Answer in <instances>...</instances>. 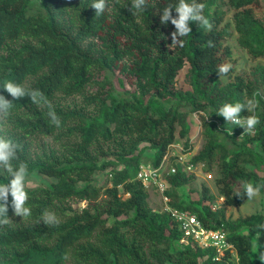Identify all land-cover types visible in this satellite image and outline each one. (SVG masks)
<instances>
[{
    "label": "trees",
    "instance_id": "obj_1",
    "mask_svg": "<svg viewBox=\"0 0 264 264\" xmlns=\"http://www.w3.org/2000/svg\"><path fill=\"white\" fill-rule=\"evenodd\" d=\"M262 1L197 0L205 5L211 31L190 23L191 33L179 38L181 47L172 44L174 25L160 22L162 10L178 0H147L135 15L131 0H109L100 16L90 6L93 0H0V94L13 102L0 125L8 133L0 136L18 145L13 164L26 163L27 177L51 180L26 188L28 217L14 214L9 196L11 223L0 227V264H226L214 259L212 249L187 242L169 213L151 208L136 179L146 150H155L145 161L157 167L177 136L189 148L190 113L204 114V143L191 161L215 172L224 202L215 208L216 197L206 186L200 198H182L179 191L195 176L179 168L167 176L170 206L196 215L207 229L225 232L239 264H261L264 216L231 220L226 208L247 200L246 194H234L245 183L264 191V66L227 83L223 78L234 73L225 45L229 12L239 46L253 59L264 58V18L255 12ZM209 40L214 47L207 46ZM223 63L232 69L220 77ZM185 66L188 91L176 88ZM7 81L41 95L35 103L30 96L13 100L2 89ZM75 97L79 105L62 102ZM247 99L257 106L241 116L260 121L251 133L217 115L223 104ZM39 137L53 138L58 151L35 154L32 143ZM106 169V178L97 180ZM0 182L7 180L0 176ZM74 200L87 206L73 209ZM45 211L54 212L59 223L46 225Z\"/></svg>",
    "mask_w": 264,
    "mask_h": 264
},
{
    "label": "clouds",
    "instance_id": "obj_2",
    "mask_svg": "<svg viewBox=\"0 0 264 264\" xmlns=\"http://www.w3.org/2000/svg\"><path fill=\"white\" fill-rule=\"evenodd\" d=\"M94 10L96 16H100L109 9V0H93L90 5ZM147 7V0H131V11L133 15L136 12L143 11ZM205 5L198 3L197 0H192L191 3L188 0H178L175 6L168 5L162 10L160 15L161 24H167L169 21L174 25L176 31L172 36V44H179L183 46L182 39L180 37H186L191 33L190 23L197 22L199 26L206 27L211 31V23L203 15V9ZM175 9L177 13L176 17L172 16V9ZM209 48L214 47L211 40L207 42ZM232 69L230 63H223L218 66V73L221 76H226ZM2 89H4L13 100H19L25 96H30L35 103L37 97L41 95L38 90L31 92L27 91L25 87L19 83L7 81L4 83ZM257 106L255 99H247L244 103H225L219 110L217 115L222 116L227 123H231L236 126H240L244 129V132L251 133L259 124V119L255 115H248L246 117L241 116L243 110L252 112ZM13 107L12 100L6 99L4 95L0 94V125H2L10 114ZM49 116L52 122L59 127L60 120L53 111L49 112ZM18 145L11 139H7L0 136V176H4L7 183L0 182V227L9 225L11 219L7 216L9 196H11V207L16 216L28 217L31 215L30 207L26 206L29 200L28 192L26 190V177L28 174V168L26 163H19L18 166L13 164V161L18 159L17 156ZM243 191H236V196L242 197L246 194L248 200H252L260 193L261 186H254L252 183H245L242 185ZM42 219L46 225L58 224V218L54 212L45 211ZM261 264H264V253L259 256Z\"/></svg>",
    "mask_w": 264,
    "mask_h": 264
},
{
    "label": "rangeland",
    "instance_id": "obj_3",
    "mask_svg": "<svg viewBox=\"0 0 264 264\" xmlns=\"http://www.w3.org/2000/svg\"><path fill=\"white\" fill-rule=\"evenodd\" d=\"M256 15L258 18H264V0L261 3V7L255 10ZM224 24H229L231 28V36L226 40L225 45L228 46L232 52V61L234 67V73L230 77H224L223 81L225 83L233 81L235 76L238 75H249L257 66H264V58L253 59L250 55L243 50L237 41V34L234 31V27L232 25V12H229L225 18ZM188 74V66H185L179 73L176 81V88L182 91L190 90V86L187 80ZM102 80V79H100ZM98 88V87H95ZM108 89V88H107ZM106 89V90H107ZM96 89H90L89 92L95 91ZM261 94L264 98V91H261ZM64 104L67 105H79L81 102L80 97L75 98H68L62 101ZM201 116H204L203 113H190L189 120L191 123V132H190V141H189V148L187 149L184 145V140H181L177 136V140L173 145H176L174 149L177 151L183 150L184 152L189 150L192 154V157L195 156L199 150L202 148L204 143L202 137V126H201ZM7 129L5 127H0V134L7 135ZM180 147H177V146ZM59 144L55 143L54 139L51 137H39L32 143V151L35 154H42V153H49L51 151H58ZM107 149V147H104ZM105 149V150H106ZM155 156L154 149H148L145 151L143 155V159H152ZM107 160V158L102 159ZM143 160L142 164L145 165H152V163H147L149 161ZM172 163V160L169 164ZM170 166V165H169ZM169 166H166V172L168 171ZM108 170L100 172L96 178L97 180H103L106 178ZM213 175V179H208L205 174H198L195 176V179L182 188L179 192L182 198H186L187 200H196L201 197V193L203 190V186L209 188L211 194L216 197L214 207L217 208L221 206L224 202L223 198H220L217 193V188L214 184V176L215 172L211 173ZM51 182L50 179L46 178L45 176L32 174L26 177V188L34 189L38 187H42L46 183ZM149 194V203L151 208L154 210L163 212L164 211V203L162 201L161 195L158 192L150 191ZM73 209L84 208L87 206L86 202H80L78 200L70 201L69 203ZM254 214H261L264 216V191L260 192L257 197L252 200H246L241 206L238 207H227L226 208V215L231 220H237L241 217H247Z\"/></svg>",
    "mask_w": 264,
    "mask_h": 264
},
{
    "label": "built area",
    "instance_id": "obj_4",
    "mask_svg": "<svg viewBox=\"0 0 264 264\" xmlns=\"http://www.w3.org/2000/svg\"><path fill=\"white\" fill-rule=\"evenodd\" d=\"M176 145H171L161 163L156 167L142 164L137 174V180L147 191L158 192L164 203V212L169 213L178 224L184 239L195 242L202 249H212L214 259L226 264H239V257L234 245L228 240L225 232L220 230L207 229L199 221L196 215L187 211H178L170 206V199L167 196L169 184L167 176L174 175L180 168L182 171L198 176L205 174L208 179H213L211 173L203 170L202 164H195L191 160L190 151H177ZM177 147H180L179 145ZM172 160V163L169 162ZM170 165V166H169ZM166 166H169L166 172Z\"/></svg>",
    "mask_w": 264,
    "mask_h": 264
}]
</instances>
